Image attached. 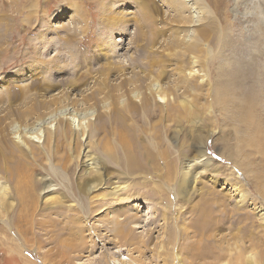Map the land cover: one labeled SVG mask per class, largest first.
Returning <instances> with one entry per match:
<instances>
[{
	"label": "rangeland",
	"instance_id": "obj_1",
	"mask_svg": "<svg viewBox=\"0 0 264 264\" xmlns=\"http://www.w3.org/2000/svg\"><path fill=\"white\" fill-rule=\"evenodd\" d=\"M3 51L11 57L0 66V141L15 136L13 121L62 105L76 116L73 134L57 133L68 111L49 119L48 148V130L39 132L24 205L0 160L9 191L0 264L11 255L19 264L122 255L132 264H264V155L242 147L246 127L236 120L251 101L264 127V0H0ZM201 131L209 162L186 182L187 165L203 159ZM87 151L105 168L104 186L91 191L101 177L84 167ZM212 201L231 222L204 231Z\"/></svg>",
	"mask_w": 264,
	"mask_h": 264
},
{
	"label": "bare ground",
	"instance_id": "obj_2",
	"mask_svg": "<svg viewBox=\"0 0 264 264\" xmlns=\"http://www.w3.org/2000/svg\"><path fill=\"white\" fill-rule=\"evenodd\" d=\"M192 3H193V1L189 2L188 5H191ZM195 4L196 3L194 2V6L192 8V10H194V12L196 10ZM191 33H193V31L190 32L189 34H191ZM16 35L18 36L19 32H17ZM16 51L17 50H14V48H13L11 52L13 54V53H16ZM19 52H20V50H19ZM2 53L6 54L7 52L3 51ZM7 56L8 57L10 56L9 52L6 55H2L0 53V66H1V63L3 62L2 60H4L5 57H7ZM12 59H14V58L12 57ZM22 59H23V56L21 55L19 57L18 61L20 62V61H22ZM15 60H16V58H15ZM19 62H17V63H19ZM196 63H197L196 61L191 62V64H196ZM4 66H6V64H4ZM194 72H196V71H194ZM152 88L156 94L155 95L156 101H158V102L162 101L163 97L159 96V94H160L159 85L154 84L152 86ZM250 102L248 103L245 111H240L241 114L236 118V120L238 122L243 123L246 127V130H245L246 137H245V139H243L241 141L242 142L241 144H242V147L244 145H246L244 147L253 148L257 151V153L264 155V127H263V123L257 121L255 116L253 115L252 108L249 105ZM66 111H68L69 117H66V121H62L61 123H59V125L57 127V133L65 134L66 132L69 131L70 133L73 134V133H75V129L73 128L72 124H73V122L75 123V116H76L75 113L76 112L75 113L73 111L70 112V109H67V107H65V105H62L59 109H56L55 112H51V114L46 113V115H44V117L42 119L35 120V121H33L34 118L32 120L30 119L31 121L28 119L26 121L28 123H26L25 125L19 124V122L15 123L13 121V123L10 127V131L15 136L12 137L11 140L0 141V160L2 162L5 161V162H3V163H5V167H3V168L8 173H10V179L14 178V177L16 178V181L19 184V185H17V187H18L17 190L20 194L21 202L23 205H24L23 202L27 201L28 198H26V197H28V196H26L27 192L25 193L26 190H23L22 184L24 182H25L24 184H26V181L29 180V177H28L29 174L27 173L28 169H29L27 164H29V162L26 163V160L28 159V161H29V159H30L29 157L31 156V153H32L31 150L34 147L32 145H35L33 143L38 142V140H36V139L38 138L39 132H41L42 129H46L48 131L45 134V139H44L45 145L43 146V144H42V146L44 148H46V147L48 148L52 144V141H53V135H52L51 131H49V119L52 117L57 119L58 117L65 115ZM77 130L80 131V133H79L80 135L85 136L87 134V137H90V135H92V132L90 131V129L87 126L84 127V124L79 125V128ZM199 134L200 135L198 136V138L200 139V141L196 145V148L199 149V154L203 158L206 155L205 151L202 149L203 148V141L208 139V136L206 134H204L203 131H201ZM206 136H207V138H206ZM87 137H85V138H87ZM237 149H239V147ZM236 151H238V150H236ZM88 152L89 151H87L83 155V158H84L83 163H85L84 167H86L88 174L96 173L97 175H99L101 177L100 183L94 182V183L87 185L88 186L87 190L91 191L95 187L96 188H99V187L102 188L104 186L103 181H106V178H105V171H104L105 168L101 164L99 158L96 155L87 154ZM236 153H234V154H236ZM5 154H6V156H9V157H16L19 155L20 157L25 159V160H23L25 162H23V164L17 162V163H13V165H11V163H9L10 160L6 158ZM228 155H229V153H228ZM229 158L231 160H234L232 158V156H229ZM235 161H237V160H235ZM208 162L209 161H207V159L203 158V159L199 160V158H198L197 160H193V162L189 163L186 167L187 168V171H186L187 175H186L185 181L187 182V181L193 180L195 178V174L198 171V169L203 168L202 166L207 165ZM237 164H238V166L240 165L239 167L244 166V165H242L241 161H238ZM24 179H25V181H23ZM18 180H20V181H18ZM0 181H1V179H0ZM4 184L5 185L0 186V201L2 204H4L3 206L5 207L7 204V201L6 202H3V201H5L7 199V197L9 196V191H8V187H7L5 182H4ZM53 186L54 185H51V184H47V185L45 184L44 189H43L44 193L48 194V193L55 192L56 189H53L52 188ZM189 186H191L190 183H188V187ZM113 190H115L116 192L119 191L118 187H114ZM235 190L238 191L239 188H237ZM30 200L32 201L33 199H30ZM219 203H221V202L212 201L211 204H213V205H210V203H208L203 207V210L201 211L203 214V219L201 217V219L203 220V223L201 222L200 227L203 228L204 231H212L213 227L221 229L223 226H225V224L231 222L230 220L227 221L226 217H224L222 215V213H220V211L222 209L218 210L214 207V205L219 206ZM23 209L25 210L26 208H23ZM216 210L219 212H217ZM25 212H26V210H25ZM20 215H22V214H20ZM262 215H263L262 220L264 222V214H262ZM27 216H25V213H23V216L22 217L20 216L21 219H19V220H26L27 221ZM16 220H18V219H16ZM237 223H238V221H234L232 224L237 225ZM121 251H124V250H118L116 253H120ZM4 255H6L5 252H4ZM4 260H5L6 264H19V261H20L14 255H11V257L4 258ZM130 261L131 260H129L128 256L122 255L121 257H119V260H115L112 263L113 264H132Z\"/></svg>",
	"mask_w": 264,
	"mask_h": 264
}]
</instances>
